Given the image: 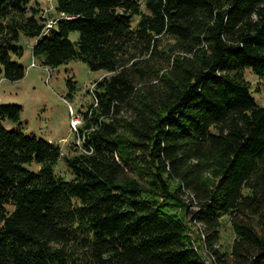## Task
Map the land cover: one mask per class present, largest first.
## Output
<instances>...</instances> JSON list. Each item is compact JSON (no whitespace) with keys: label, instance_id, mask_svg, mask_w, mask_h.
<instances>
[{"label":"trees","instance_id":"16d2710c","mask_svg":"<svg viewBox=\"0 0 264 264\" xmlns=\"http://www.w3.org/2000/svg\"><path fill=\"white\" fill-rule=\"evenodd\" d=\"M55 1L46 26L39 0H0V78L25 76L21 35L43 66L111 74L79 111L72 155L0 104V264H206L169 208L186 191L214 264H264V106L243 77L264 85V0Z\"/></svg>","mask_w":264,"mask_h":264},{"label":"rangeland","instance_id":"374dc122","mask_svg":"<svg viewBox=\"0 0 264 264\" xmlns=\"http://www.w3.org/2000/svg\"><path fill=\"white\" fill-rule=\"evenodd\" d=\"M55 0H39L38 6L41 9V16L44 18L46 26L53 23L58 16L55 10ZM72 40L78 38L77 32L70 34ZM33 38L20 36L18 44L23 47L24 53L19 61L25 66V76L17 81L11 82L0 78V104H18L22 106L20 121L22 129L27 134L41 136L48 141L58 143L64 155H72L73 144L78 147L80 138L70 127V116L66 101L72 106L75 113L86 110L91 103L89 91L93 89L94 82L111 73L103 70L92 71L88 66L78 60H71L67 64L51 68V74H47L43 69L40 61L32 56L31 48L34 43ZM172 39L164 37L162 45L164 47L172 44ZM35 62V67H28L31 62ZM28 67V68H27ZM243 77L251 87V95L256 103L264 106V85L261 80L246 68L243 70ZM71 78L76 84V91L72 97H67L68 91L66 81ZM6 128L14 126L9 121L3 122ZM80 147V146H79ZM31 168L36 169L35 164ZM55 171L62 175L66 180L72 178L63 160L58 161L55 165ZM205 179L208 183L214 180L213 174L207 172ZM176 182H171V188L176 186ZM170 204V211L184 219L187 225V236L197 249L204 253V248L200 242L202 229L199 225H194L190 218V211L197 208L196 199L186 191L179 194V199ZM235 232L232 227L229 216H223L219 227V240L217 248L222 252L231 250L235 239ZM210 264H212L210 262ZM214 264V263H213Z\"/></svg>","mask_w":264,"mask_h":264},{"label":"built area","instance_id":"2783aa9c","mask_svg":"<svg viewBox=\"0 0 264 264\" xmlns=\"http://www.w3.org/2000/svg\"><path fill=\"white\" fill-rule=\"evenodd\" d=\"M51 25H52V23L49 24L48 26H51ZM35 66H36L35 62L32 61L28 67H35ZM43 69L45 70V72L47 74L46 78H48L49 75L51 74V68L47 67V66H43ZM66 104H67L68 113H69V116H70V127L75 132H77V128L82 124V118H81L80 114H77V113L74 112V110H73L72 106L69 104V102L66 101ZM200 242H201V244L203 246V235L202 234H201V237H200ZM204 253H205V251H204ZM204 256H205V263L206 264H210V262L213 264V260H212L211 257H209L207 255H204Z\"/></svg>","mask_w":264,"mask_h":264}]
</instances>
